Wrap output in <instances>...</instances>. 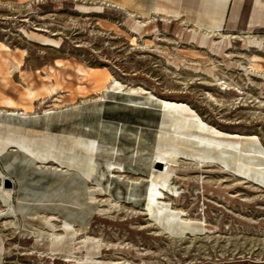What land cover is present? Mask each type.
Segmentation results:
<instances>
[{"label":"rangeland","instance_id":"obj_1","mask_svg":"<svg viewBox=\"0 0 264 264\" xmlns=\"http://www.w3.org/2000/svg\"><path fill=\"white\" fill-rule=\"evenodd\" d=\"M228 2L205 0L200 24L217 34L200 43L203 29L183 16L144 13L146 3L128 10L99 0H0V110L19 111L8 119L32 136L72 131L99 139L89 189L81 174L52 161L35 163L14 148L0 155L10 180L0 185L12 190L14 206L31 207L25 218L17 210L15 220L0 200L7 212L0 216V264H264V185L222 165L181 160L176 179L156 180L155 198L148 196L164 99L186 104L230 138H257L264 148V0H231L223 21ZM14 59L21 69L7 75ZM78 66L88 73L81 76ZM110 75L124 90L101 92ZM53 83L47 93L43 86ZM27 87L37 90L34 98H26ZM22 106L35 114L19 116ZM112 155L122 164L119 179L106 171ZM88 190L97 194L91 201ZM63 217L72 227L62 225ZM73 227L78 236L87 229L91 239L67 237L52 252L51 233Z\"/></svg>","mask_w":264,"mask_h":264},{"label":"bare ground","instance_id":"obj_2","mask_svg":"<svg viewBox=\"0 0 264 264\" xmlns=\"http://www.w3.org/2000/svg\"><path fill=\"white\" fill-rule=\"evenodd\" d=\"M144 13H146V12H144ZM161 16L164 19H168L171 16L178 17L179 14L160 15V17ZM141 20H143V19H141ZM189 21H192L196 27L204 30L198 36V41L200 43H203L207 38H212L214 33H216L215 29H205L204 27H202V25L200 24V18L198 20L196 18L190 19ZM140 23H141V21L137 20L135 24L137 25V27H139L141 25ZM196 33H197V31H196ZM219 35H220V37L222 39H226L228 42L231 41L232 37H230L229 35H223V34H220V33H219ZM7 64L9 65L8 69L5 72L7 75H12L14 72H16L17 70L21 69V67H20L21 64L19 63V61L15 60V59L13 61H9L8 60ZM213 67L215 68V66H213ZM76 69H77L78 73L81 76H85L86 73H88L85 68H82L80 66H78ZM206 69H207L206 71L210 75H212L214 73L213 69L211 67L210 68H206ZM213 77H214V75H213ZM215 78H217V74H216ZM86 79H87V77L85 78V80ZM218 81H220V80H218ZM52 85H54V83L50 84L48 86L47 85L43 86L45 88V90H47V93L51 94V92L55 91L56 87H54ZM55 85L58 86L57 90H58V88H60L62 91H67L60 84L55 83ZM229 86H231V85H229ZM106 90H119L120 91V90H124V88H123L122 83H120L119 81L115 80V78H113L112 75H110V76H108L107 78L104 79L103 85L101 86V92L102 93L106 92ZM127 90L132 91V92H138V90H135V89H127ZM44 92L46 93V91H44ZM36 93H37V90L32 89L30 87L26 88V93H25L26 98L32 99V98H34L36 96ZM40 93H42V92H40ZM70 100L72 101V98H70ZM147 100H149V99H147ZM61 101H62V99H61ZM84 101H86L85 98L82 99V102H84ZM173 101L165 100V99L162 101L163 115H162V119L160 121L159 130L157 132V135H155L156 136V143H155L154 149H153V151L151 153V157H150L152 159L149 162V168H150V175H149L150 180L149 181H150V183H149V186H148V196L150 198H153V199L155 198V194L157 192V187H156V182H155L156 180H164L165 178L169 179V180H172L174 178L176 179V174H178V173H176V166H179L178 164H179V162L181 160H187L189 162H193V163L197 164L200 167H203V166L207 165V163H211V164L215 163L217 165H222L225 168H230V170L232 169V170L236 171L237 173H239L240 176L242 175L245 178H248V179L256 181L258 184L264 185V148H262L260 146L259 141H258L257 138H249L248 137V138L241 139L242 137L239 138L240 136L238 138H230V137L226 136V134L216 130L212 126H210L207 123H205L203 121V119L201 117H199L197 115V113H195V111H192L191 110L192 108H189L186 104H179V103L173 102ZM10 102H11V100L8 101V102H4V104H6V105L8 104L9 105ZM93 103H95V102H93ZM96 103H97V101H96ZM53 104H55V103H53ZM71 104H74V102H72ZM8 105H7V107H8ZM12 105H11L12 107H16V106H14V103ZM11 106H10V108H11ZM94 106H95V104H94ZM160 106H161V104H160ZM22 107H21L22 111L19 113V116L26 117L29 114V112H32L30 109H28L26 107H23V108ZM21 109H19V110H21ZM66 111H67V109H66ZM18 112H14L12 110L9 111V110H7L5 108L0 110V117L3 116V117L7 118V120L6 119H0V155L2 153H4V152L8 151L9 149L11 150L12 148H14L16 151L19 150V151L24 152L25 154H27L29 156V158L31 159V161H35V163H47V162L52 161L53 163H56V165L59 164L61 167L65 168L63 170L65 173H67L68 171H73L75 174L76 173L81 174L83 179H86V182L84 183L85 186H86V189L87 188L89 189L90 183L88 181H90L92 179L95 171L97 170L96 169L97 168L96 167V163H97L96 156H97V150H98V145H99V141H98L99 139L93 138L92 136H91L92 138H88V137L86 138V137H83L84 135L83 136L71 135L72 131L70 132V134H63V133L55 134V133H51V132H48V131H44L38 137L32 136L28 131H26L25 129H23L22 127H20L18 125L13 124L12 121L8 119V118H11L13 115H18ZM32 113L35 114V111L32 112ZM65 118H66V116H65ZM18 122H19V120H18ZM73 134H75V133H73ZM232 137H234V136H232ZM99 138H101V137H99ZM102 140H100V141H102ZM106 145H105V147H106ZM112 149H115V148L112 147ZM107 151H109V150H107ZM135 151H137V149ZM110 152H111V150H110ZM112 152H114V150ZM7 154H10V153H7ZM14 155H16V154H14ZM21 155H23V154H21ZM111 159H113V155L110 157L109 160L106 159L107 161H106V165L105 166H107V168H108V169H106V171L108 170L109 171L108 173L111 174V176H117L118 177V175L121 172H124L123 168H122V164L121 163H117V162H115V161H113ZM40 166H39V168H40ZM161 167H163V168L161 169ZM218 168H220V167L218 166ZM181 169H183V168L181 167ZM1 170H0V179L4 180L7 177L2 173ZM96 172H98V171H96ZM122 174H124V173H122ZM61 177L62 176H60V178ZM125 178H127V177H125ZM64 179H66V178H64ZM93 179H94V177H93ZM118 179H119V177H118ZM67 180H69V178ZM96 180H97V178H96ZM70 181H71V179H70ZM128 183L130 184L129 181H128ZM81 186H82V184H81ZM67 187H69V186L67 185ZM63 190H65V189H63ZM68 192L71 193V191H68ZM63 194H61V195H63ZM12 195H13V192H12L11 189L4 188L3 186L0 185V200H1L2 203H4L10 209L9 213L11 214L13 219H15V220L17 219V216H18L17 215V210L21 212V217L22 218H25L26 215L29 216V214H30L29 210L31 209V207L30 206L27 207L28 204H26V203L23 204L21 202H19V205L14 206L12 204L13 202L11 201ZM88 195H89V197L88 196L87 197L91 201L95 197V195H97V194H95L94 190H92V191L88 190ZM26 196H28V194H26ZM30 196H32V195H30ZM22 197H24V195ZM83 199H84V197H83ZM72 200H73V198H72ZM64 201H65V199H64ZM64 201H63V203H64ZM82 201L79 202V200L76 199V200L73 201V203H76V204L80 205V203L82 204ZM51 202H52V200H51ZM65 202H67V201H65ZM85 202H86V199H85ZM47 203H49V202H47ZM91 203L92 202H90V204ZM83 204L84 205H82V206H86L85 203H83ZM110 204L111 203H109V205ZM65 207H68V206H65ZM92 207H94V206H92ZM111 207H112V204H111ZM89 209H90V207H89ZM43 212H46V211H43ZM4 213L2 211H0V216L3 215ZM73 213H74V211H73ZM75 214L76 213H74V215ZM88 214H89V212H88ZM68 217L69 216H67V218ZM78 217H80V216H78ZM156 217L157 216H155V218ZM7 218H8V216H7ZM67 218L63 217V220L61 221L62 225L65 226V227H72L74 222L72 223ZM74 220H76V219H74ZM85 220L86 219H84L83 222ZM86 223H87V220H86ZM11 225L12 226H16V221L13 220ZM53 226H55V225H53ZM75 227H77V226H75ZM8 228H9V226H8ZM85 231H84V233L82 235L80 234V236H78L77 229H75L74 227L70 231L63 230L62 232H60L59 234H56V235L51 233L52 234L50 236L51 238L49 237L50 238V242H49L50 250L52 252H55L57 250H61L62 249L61 248L62 244L66 243L67 241H68V243L70 241H75L78 238H81L83 243H87V241L91 239L92 235L90 234L91 235L90 237L87 236L88 234ZM41 233H42V231H41ZM43 233H45V232H43ZM47 235H48V233H47ZM37 237H38V234H37ZM67 237H68V240L66 241ZM34 238H35V236H34ZM41 239H43V238H41ZM46 240H48V239H46ZM38 242H42V241H38ZM3 251H4L3 238L0 235V254H3ZM92 258L93 257H91V259ZM70 259H72V258H70ZM83 260H84V258H83ZM88 260H90V259H88ZM91 261H93V260H91ZM127 264H129V263L127 262Z\"/></svg>","mask_w":264,"mask_h":264},{"label":"crops","instance_id":"obj_3","mask_svg":"<svg viewBox=\"0 0 264 264\" xmlns=\"http://www.w3.org/2000/svg\"><path fill=\"white\" fill-rule=\"evenodd\" d=\"M5 2L12 3L16 0H4ZM104 3L119 5L120 7L130 9L133 5L148 4L149 7L143 10L146 13H153L157 15H174L179 14L178 17L183 16L185 20L200 18L205 4V0H99ZM229 0L223 15L225 21L226 11L229 9ZM232 9V8H231Z\"/></svg>","mask_w":264,"mask_h":264},{"label":"water","instance_id":"obj_4","mask_svg":"<svg viewBox=\"0 0 264 264\" xmlns=\"http://www.w3.org/2000/svg\"><path fill=\"white\" fill-rule=\"evenodd\" d=\"M4 180L7 182V184L10 183V180L8 178H5Z\"/></svg>","mask_w":264,"mask_h":264}]
</instances>
